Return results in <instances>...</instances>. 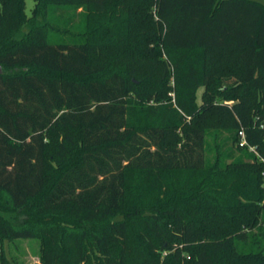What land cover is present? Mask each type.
<instances>
[{
  "label": "trees",
  "instance_id": "1",
  "mask_svg": "<svg viewBox=\"0 0 264 264\" xmlns=\"http://www.w3.org/2000/svg\"><path fill=\"white\" fill-rule=\"evenodd\" d=\"M82 6L84 31L50 18ZM26 10L0 0L1 242L39 240L41 264H264L235 244L264 212V3ZM218 125L257 155L207 168Z\"/></svg>",
  "mask_w": 264,
  "mask_h": 264
},
{
  "label": "rangeland",
  "instance_id": "2",
  "mask_svg": "<svg viewBox=\"0 0 264 264\" xmlns=\"http://www.w3.org/2000/svg\"><path fill=\"white\" fill-rule=\"evenodd\" d=\"M264 3V0H260ZM35 5V0H27L26 13L30 17ZM56 17H50L55 19L60 26L70 28L78 31H84L89 24L94 25L97 19L90 14V11L85 7H70V8H53ZM68 21H72V24L67 25ZM63 37H69V35H63ZM151 45V43H150ZM173 86V85H172ZM202 93V90L199 94ZM174 97V94H171ZM236 134L232 130L224 128V126H216L206 130V151L205 160L206 167L209 168L215 164L220 152H222V161L224 164H231L237 160L251 161L250 149L240 150L238 149V143L235 142ZM240 148L242 146L239 144ZM244 232L247 238L244 240L236 239V249L238 253H264V212L260 216V223L257 228L245 229ZM4 255L12 264H41L40 262V241L36 239H19L16 241H4L0 240V258Z\"/></svg>",
  "mask_w": 264,
  "mask_h": 264
},
{
  "label": "built area",
  "instance_id": "3",
  "mask_svg": "<svg viewBox=\"0 0 264 264\" xmlns=\"http://www.w3.org/2000/svg\"><path fill=\"white\" fill-rule=\"evenodd\" d=\"M241 135L244 137V134H243V133H241ZM245 144H246L245 141H243V142L241 143L242 146L245 145Z\"/></svg>",
  "mask_w": 264,
  "mask_h": 264
}]
</instances>
